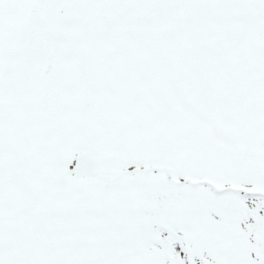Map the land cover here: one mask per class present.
Listing matches in <instances>:
<instances>
[{
    "label": "rangeland",
    "instance_id": "374dc122",
    "mask_svg": "<svg viewBox=\"0 0 264 264\" xmlns=\"http://www.w3.org/2000/svg\"><path fill=\"white\" fill-rule=\"evenodd\" d=\"M0 264H264V0H0Z\"/></svg>",
    "mask_w": 264,
    "mask_h": 264
},
{
    "label": "water",
    "instance_id": "95a60500",
    "mask_svg": "<svg viewBox=\"0 0 264 264\" xmlns=\"http://www.w3.org/2000/svg\"><path fill=\"white\" fill-rule=\"evenodd\" d=\"M73 173L79 177H96L98 162L91 154H83L77 158Z\"/></svg>",
    "mask_w": 264,
    "mask_h": 264
},
{
    "label": "bare ground",
    "instance_id": "6f19581e",
    "mask_svg": "<svg viewBox=\"0 0 264 264\" xmlns=\"http://www.w3.org/2000/svg\"><path fill=\"white\" fill-rule=\"evenodd\" d=\"M92 156H94L93 154H91ZM95 157V159H96V161L98 162V166H99V161H98V159L96 158V156H94Z\"/></svg>",
    "mask_w": 264,
    "mask_h": 264
}]
</instances>
